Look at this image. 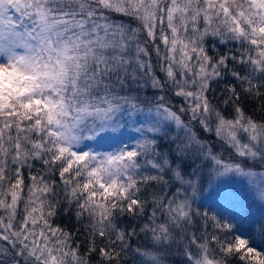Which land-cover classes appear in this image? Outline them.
<instances>
[{
    "label": "snow or ice",
    "instance_id": "6c2138e0",
    "mask_svg": "<svg viewBox=\"0 0 264 264\" xmlns=\"http://www.w3.org/2000/svg\"><path fill=\"white\" fill-rule=\"evenodd\" d=\"M0 264H264V0H0Z\"/></svg>",
    "mask_w": 264,
    "mask_h": 264
}]
</instances>
